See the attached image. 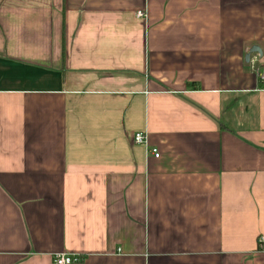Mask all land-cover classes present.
<instances>
[{
	"label": "crops",
	"instance_id": "obj_1",
	"mask_svg": "<svg viewBox=\"0 0 264 264\" xmlns=\"http://www.w3.org/2000/svg\"><path fill=\"white\" fill-rule=\"evenodd\" d=\"M59 254L264 264V0H0V264Z\"/></svg>",
	"mask_w": 264,
	"mask_h": 264
},
{
	"label": "built area",
	"instance_id": "obj_2",
	"mask_svg": "<svg viewBox=\"0 0 264 264\" xmlns=\"http://www.w3.org/2000/svg\"><path fill=\"white\" fill-rule=\"evenodd\" d=\"M138 17H145V13L143 11H139L137 13ZM134 142L136 144H146L147 143V136L143 132H137L134 135ZM149 152L155 155V157H159V151L157 148H150L148 149ZM78 261V257L74 255H67V254H59L55 257V264H72Z\"/></svg>",
	"mask_w": 264,
	"mask_h": 264
},
{
	"label": "water",
	"instance_id": "obj_3",
	"mask_svg": "<svg viewBox=\"0 0 264 264\" xmlns=\"http://www.w3.org/2000/svg\"><path fill=\"white\" fill-rule=\"evenodd\" d=\"M253 52H261V49H260V47H258V46H254V47H252V49L250 50V52H249V54L247 55V60L250 58V55H251V53H253Z\"/></svg>",
	"mask_w": 264,
	"mask_h": 264
}]
</instances>
